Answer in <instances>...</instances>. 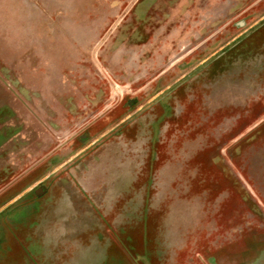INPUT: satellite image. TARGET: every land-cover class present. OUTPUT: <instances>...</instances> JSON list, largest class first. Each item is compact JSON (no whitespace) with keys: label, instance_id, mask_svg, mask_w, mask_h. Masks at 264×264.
<instances>
[{"label":"rangeland","instance_id":"374dc122","mask_svg":"<svg viewBox=\"0 0 264 264\" xmlns=\"http://www.w3.org/2000/svg\"><path fill=\"white\" fill-rule=\"evenodd\" d=\"M0 264H264V0H0Z\"/></svg>","mask_w":264,"mask_h":264}]
</instances>
